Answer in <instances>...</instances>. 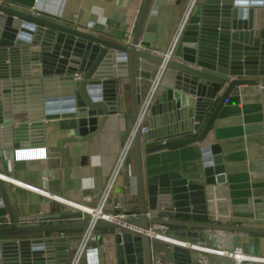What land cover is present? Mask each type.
Masks as SVG:
<instances>
[{"label":"water","instance_id":"obj_1","mask_svg":"<svg viewBox=\"0 0 264 264\" xmlns=\"http://www.w3.org/2000/svg\"><path fill=\"white\" fill-rule=\"evenodd\" d=\"M169 1L145 0L130 42L119 43L0 0V151L16 154L18 148L43 144L44 120L72 118L70 127L76 135L63 138L54 148L64 159L66 143L84 142L98 134L110 112L125 110L129 92L138 194L137 208L129 210L124 220L128 227L97 217L20 225L0 179V264H66L71 236L64 234L81 229L110 230L98 236V246L85 249L88 264H202L192 248L152 240L147 233L129 228L133 226L159 230L156 225H166L188 236L190 243L199 242L189 238L199 235L202 241L216 243L215 237L205 235L209 231L264 234V227L210 221L211 189L226 182L218 143L201 149V170L146 176L139 124L141 90L158 66L163 69L162 85L149 112L159 115L161 125L179 113L191 114L197 134L166 139L148 146L147 152L203 142L236 88L264 87V0H195L176 42L177 58L159 55L153 48L158 8ZM191 4L192 0L187 9ZM82 215L76 211L61 216ZM38 232L62 235L23 236ZM105 235L111 239L107 250ZM163 248L170 252L166 255Z\"/></svg>","mask_w":264,"mask_h":264},{"label":"crops","instance_id":"obj_2","mask_svg":"<svg viewBox=\"0 0 264 264\" xmlns=\"http://www.w3.org/2000/svg\"><path fill=\"white\" fill-rule=\"evenodd\" d=\"M144 1L6 0L7 4L16 9L58 20L119 43L125 42L129 33L134 34ZM190 1L170 0L168 5L158 8L157 41L153 43V48L157 53L169 50ZM176 50L177 48L174 50V55L177 53ZM158 68L159 66L156 70ZM150 86L151 82L143 86L142 100L148 95ZM73 121L72 118L44 120L45 142L43 144L18 148L16 154H14L15 150L3 153L0 151V174L10 177L11 180L3 177L0 179L5 183L13 211L20 225L88 220V217L83 215L80 218L62 217L64 213L80 210L42 192L52 193L75 203H84L90 197L93 200L92 203L96 204L101 199L134 126L130 93L127 94L125 110L110 112L98 134L93 138L84 142L66 143L63 159L62 154L54 148L59 147L63 138L76 135L70 127ZM194 123L191 114L179 113L170 119L169 124L161 125L159 115L148 112L143 124L150 129L149 136L146 138L141 133L145 175L150 176L168 171L190 173L201 170V149L206 144L218 143L223 150L226 182L215 185L211 189L209 195V201L212 204L210 221L264 227V87L242 85L236 88L224 104L203 142L191 143L173 150L146 151L148 146L172 137L196 135L197 132L193 130ZM203 125L204 123L201 127ZM27 149H45L46 156H18V152ZM135 177V153L130 151L103 211L109 214L117 213L114 205L118 201L127 203L129 210L137 208L138 194ZM48 215H59V217ZM123 229L126 230L125 228L119 230ZM170 231L177 239L188 240V236L179 235L180 231L178 232L177 229L170 227ZM108 232L107 230L104 234ZM85 233L86 230L81 229L64 234L71 236L70 260L66 264H72ZM61 235L60 232H38L23 236L39 238ZM205 235L215 237L216 243L214 240L207 241L217 245L216 248L230 249L233 244L241 246L247 254L264 259V234L209 231ZM104 238V246L107 250V243L111 242V239L108 235ZM189 238L194 242L199 241L194 245L207 246V242L202 241L201 235ZM94 242H91V246H98V243ZM161 250L166 255L170 252L167 248ZM192 253L195 258L202 255L198 249H192ZM205 255L208 258L207 264H237L234 259L225 255ZM79 264H88L85 254ZM254 264H264V260Z\"/></svg>","mask_w":264,"mask_h":264},{"label":"built area","instance_id":"obj_3","mask_svg":"<svg viewBox=\"0 0 264 264\" xmlns=\"http://www.w3.org/2000/svg\"><path fill=\"white\" fill-rule=\"evenodd\" d=\"M195 0H192V4L190 5V7L187 9L186 15L185 17H183L184 19H182V22L178 28V31L172 41V44L169 48V50L167 52H158L159 55L165 56L167 58H177L176 55H174V49L176 46V42L178 40V36L186 22V19L188 17L189 12L191 11V7L194 4ZM132 38V34L129 33L126 37L125 42L129 43L130 40ZM163 74V69L161 67H159L155 73L152 75V78L150 80L151 82V86H150V90L148 92V95L142 100V104L140 107V130L142 134H149L150 129L145 126L143 124V121L146 119L147 114L149 112V107L153 102L154 99V95L156 94V90L158 89V87L160 85H162V79L161 76ZM76 76L79 78L80 74H76ZM133 139H134V126L131 130V134L129 136V139L127 141L126 146L124 147V149L122 150L117 163L113 169V172L109 178V181L107 183V186L104 190V193L101 197V199H99V201L94 204L92 203L93 200L92 198H87L86 202L84 203H75L71 200L68 199H63L57 195H53L52 193H48V192H42L43 194L54 198L62 203H65L67 205H70L74 208L79 209L80 211H82L83 216L85 217L86 215H88V220H92L94 221L97 218H102V219H107V220H118V222L120 221L121 224H123V226H126V223L124 222V220L129 216L128 215V211H129V207L128 204L123 202V201H118L115 205L114 208L117 210V213L115 214H109L106 213L105 211H103V209L105 208L109 196L115 186V182L116 179L120 173V171L123 169V167L125 166V163L127 161L130 149L132 148V144H133ZM22 155V156H32V155H39V156H46V151L45 149H27V150H22L20 152H18V156ZM1 177L7 179L5 176L1 175ZM9 180V179H7ZM15 182V181H14ZM17 184H20L22 186H25L27 188L30 189H34L36 191H39L38 189H35L33 187H30L28 185L19 183V182H15ZM94 210H98L100 211L101 214H99L98 216H95L94 214H92V212ZM97 217V218H96ZM157 228H159V230H154L153 228H149L147 230H143L141 228L138 227H129L130 229H132L135 232H139V233H147L150 238L152 240H159V241H163L166 242L170 245H174V244H181L184 246H189L192 249H198L202 252L201 257H199L200 261L202 262V264H207L208 263V258L205 254H220V255H225L228 256L232 259H234L237 264H254L257 261L260 260H264L263 258L259 257V256H254V255H250L245 253V251L243 250V248L241 246H234L233 244L232 247L230 249L226 248H220L217 247L211 243H209L207 240H205L204 242H207V246L204 245H194L196 243H190L188 241H184V240H179L177 239V237H175V234L173 232L170 231V227L166 226V225H156ZM128 227V226H126ZM98 238V234L96 233L95 230H91V231H86V233L83 236L82 239V243L80 245V248L75 256V258L72 261V264H79L82 256L84 255V251L85 249L91 244L90 242L92 241H97ZM214 246V247H212ZM205 253V254H204ZM153 264H161L159 263V261L154 262ZM164 264H171V263H164Z\"/></svg>","mask_w":264,"mask_h":264},{"label":"trees","instance_id":"obj_4","mask_svg":"<svg viewBox=\"0 0 264 264\" xmlns=\"http://www.w3.org/2000/svg\"><path fill=\"white\" fill-rule=\"evenodd\" d=\"M213 108H211V110H212ZM211 110H209V112L207 113V117L210 115V113H211ZM130 151H134V148H133V146H132V148L130 149ZM130 153V152H129ZM97 231V234L98 235H100V234H104V233H106L107 232V229H99V230H96ZM109 232H110V230H108ZM94 243H97V241H95Z\"/></svg>","mask_w":264,"mask_h":264},{"label":"bare ground","instance_id":"obj_5","mask_svg":"<svg viewBox=\"0 0 264 264\" xmlns=\"http://www.w3.org/2000/svg\"><path fill=\"white\" fill-rule=\"evenodd\" d=\"M4 176V175H3ZM7 179H9V180H11V178L10 177H7V176H5ZM92 214H94L95 216H98L99 214H101L100 213V211H98V210H94L93 212H92ZM114 221H116V220H114ZM118 221V220H117ZM120 222V221H119ZM226 246V245H225Z\"/></svg>","mask_w":264,"mask_h":264},{"label":"rangeland","instance_id":"obj_6","mask_svg":"<svg viewBox=\"0 0 264 264\" xmlns=\"http://www.w3.org/2000/svg\"><path fill=\"white\" fill-rule=\"evenodd\" d=\"M88 217V215H86ZM91 243V242H90Z\"/></svg>","mask_w":264,"mask_h":264}]
</instances>
